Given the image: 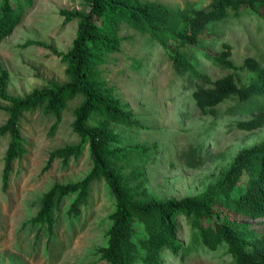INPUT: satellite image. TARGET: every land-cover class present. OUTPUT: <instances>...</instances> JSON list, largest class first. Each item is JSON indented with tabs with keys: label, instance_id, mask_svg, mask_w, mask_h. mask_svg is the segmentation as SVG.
Wrapping results in <instances>:
<instances>
[{
	"label": "trees",
	"instance_id": "16d2710c",
	"mask_svg": "<svg viewBox=\"0 0 264 264\" xmlns=\"http://www.w3.org/2000/svg\"><path fill=\"white\" fill-rule=\"evenodd\" d=\"M85 2L87 11H60L63 25L77 21L70 50L64 54L53 51L65 65V82H50L46 88L17 97L7 93V74L0 69V101L8 104L0 106V111L8 113L7 121L0 126V137L10 138L3 158L2 191H7L13 165L25 153L18 125L22 115L40 111L54 118L53 134L67 103L80 97L71 125L80 143L53 150L46 168L55 160L66 164L71 158H79L84 145L88 146L91 168L82 180L55 184L42 196L38 212L30 221L38 228L35 239L44 229L53 233L56 213L66 198L74 196L67 214L77 217L88 203L91 184L103 181L115 201L107 244L97 250L107 264H163L165 253L184 255L197 246L209 251L225 246L233 264H264V235L250 224L264 219V140L241 149L217 181L200 195L180 201L158 199L145 187L148 148L124 143L114 131L118 127L134 130L141 125L107 85L101 71L106 56L120 50L123 39L117 32L120 25L126 24L165 48L175 70L185 73L187 82L191 79L197 83L191 98L201 115L217 117L218 105L236 99L237 108L231 114L254 116L235 123L234 128L246 132L261 129L264 66L246 59L236 68L230 60L229 45L223 44L216 54L199 39L206 33L214 34L211 26L223 21L228 10L236 15L251 12L263 16L264 0H210L209 8L201 10L190 3L172 8L142 0ZM31 3L32 0H0V42L21 23ZM31 45L49 48L36 41H27L22 47ZM185 48L214 66L246 73L251 76L250 82L242 83L235 73L211 80L193 63V55L182 52ZM183 222L190 230L187 248L177 239Z\"/></svg>",
	"mask_w": 264,
	"mask_h": 264
},
{
	"label": "rangeland",
	"instance_id": "374dc122",
	"mask_svg": "<svg viewBox=\"0 0 264 264\" xmlns=\"http://www.w3.org/2000/svg\"><path fill=\"white\" fill-rule=\"evenodd\" d=\"M142 1L172 8L190 3L196 10L210 5V0ZM61 10L87 11V4L85 0H32L21 23L0 42V69L7 74L9 95L23 97L50 82H65V65L53 51L64 54L70 50L77 21L63 25ZM227 13L223 21L211 26L215 35L206 33L200 42L216 54L223 44L229 45L230 60L236 68L246 59L264 66V15ZM117 35L123 39L120 50L106 56L101 71L107 85L141 125L134 130L118 127L114 131L124 143L148 148L144 165L148 193L164 201L196 197L217 181L241 149L264 140V126L249 132L234 128L235 123L254 116L231 114L237 108L236 99L218 105L217 117L201 115L191 98L197 83L191 79L187 82V75L175 70L167 50L148 35L142 36L126 24L120 25ZM212 39L216 40L212 43ZM27 41L49 48L22 47ZM182 52L193 55V63L211 80L235 73L242 83L250 82L246 73L214 66L192 49ZM80 101L76 97L67 103L53 134L54 118L40 111L22 115L18 125L25 153L14 163L5 192L1 178L10 138L0 137V264H107L97 250L107 244L115 201L103 181L91 184L88 203L77 217L67 214L74 196L64 200L51 235L44 229L35 239L38 228L30 223L40 199L53 185L78 182L91 168L87 145L79 158H71L66 164L55 160L46 168L53 150L80 143L71 128L72 112ZM0 106L8 104L0 101ZM7 116L5 110L0 111V126ZM250 224L264 235V219ZM177 239L184 248L190 245L189 226L184 222ZM162 260L163 264H233L225 246L215 251L197 246L184 255L168 252Z\"/></svg>",
	"mask_w": 264,
	"mask_h": 264
}]
</instances>
